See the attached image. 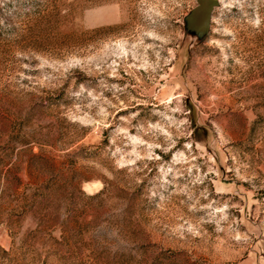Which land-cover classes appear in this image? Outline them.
<instances>
[{
    "label": "rangeland",
    "instance_id": "374dc122",
    "mask_svg": "<svg viewBox=\"0 0 264 264\" xmlns=\"http://www.w3.org/2000/svg\"><path fill=\"white\" fill-rule=\"evenodd\" d=\"M218 1L0 0V264H264V0Z\"/></svg>",
    "mask_w": 264,
    "mask_h": 264
},
{
    "label": "water",
    "instance_id": "95a60500",
    "mask_svg": "<svg viewBox=\"0 0 264 264\" xmlns=\"http://www.w3.org/2000/svg\"><path fill=\"white\" fill-rule=\"evenodd\" d=\"M218 0H196L195 6L184 17L186 32L204 39L210 30L212 14Z\"/></svg>",
    "mask_w": 264,
    "mask_h": 264
},
{
    "label": "trees",
    "instance_id": "16d2710c",
    "mask_svg": "<svg viewBox=\"0 0 264 264\" xmlns=\"http://www.w3.org/2000/svg\"><path fill=\"white\" fill-rule=\"evenodd\" d=\"M48 7V6H47ZM51 7V8H50ZM61 14L60 11L57 8V5L55 3H52L49 5V10L43 12L42 10L39 11V14L37 16V21L39 22H46L48 23H55L57 22V18H60ZM31 35H35V37H38L40 39H43L44 41H47V43H57L58 40H60L63 37H67L65 32L57 31V29L47 26L44 29L38 30V32L33 33Z\"/></svg>",
    "mask_w": 264,
    "mask_h": 264
}]
</instances>
